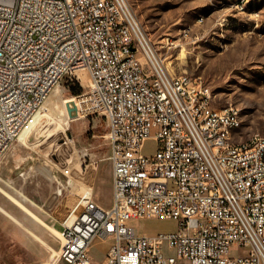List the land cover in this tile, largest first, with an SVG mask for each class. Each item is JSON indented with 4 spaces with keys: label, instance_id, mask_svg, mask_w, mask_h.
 <instances>
[{
    "label": "built area",
    "instance_id": "built-area-1",
    "mask_svg": "<svg viewBox=\"0 0 264 264\" xmlns=\"http://www.w3.org/2000/svg\"><path fill=\"white\" fill-rule=\"evenodd\" d=\"M64 1L91 44L88 63L49 2L0 0V156L33 130L63 81H78L86 114L107 122L111 204H98L83 181L89 192L61 222L66 243L51 264H96V239L108 243L102 264H264V135L236 141V107H214L208 86L171 71L129 0ZM148 140L152 154L142 152ZM142 218L177 226L138 233L131 222Z\"/></svg>",
    "mask_w": 264,
    "mask_h": 264
},
{
    "label": "rangeland",
    "instance_id": "rangeland-1",
    "mask_svg": "<svg viewBox=\"0 0 264 264\" xmlns=\"http://www.w3.org/2000/svg\"><path fill=\"white\" fill-rule=\"evenodd\" d=\"M129 1L171 71L208 86L214 107L239 109L236 141L264 135V0ZM78 78L86 86L85 67H79ZM77 96L61 82L42 105L43 114L26 141L14 140L0 156V203L19 210L15 216L0 206V264H49L56 259L62 243L56 231L81 200L83 181L92 184L98 204H111L106 118L101 112L83 114L85 97ZM67 102L80 103L83 110L69 118ZM154 150L155 142L144 143V154ZM66 167L71 168L70 177L61 172ZM131 223L138 233L167 232L177 226L161 218ZM107 248L106 241L94 240L90 255L96 264H102Z\"/></svg>",
    "mask_w": 264,
    "mask_h": 264
},
{
    "label": "bare ground",
    "instance_id": "bare-ground-1",
    "mask_svg": "<svg viewBox=\"0 0 264 264\" xmlns=\"http://www.w3.org/2000/svg\"><path fill=\"white\" fill-rule=\"evenodd\" d=\"M41 1L49 2L50 5H52L55 8H57L60 13L64 14V16H66L67 27H68V29H71L73 31V33H74L75 45L77 47H81V49H82L81 61H82V63H88V58H91V44L88 41V39L83 38V34H81V25L77 21V17H75V15L73 14L72 8L64 0H41ZM85 108H86V111L83 114H86L88 111H90V109L88 108V105L86 103H85ZM41 114H43V113H41L39 111L37 117L39 118L41 116ZM234 124L235 125H240L241 124V118H240V113H239V109L238 108H236V114H234ZM27 132L28 131L21 132L15 140L19 139V140H22L23 142H25L26 139H27ZM80 184H81L80 185L81 188L83 189L82 190L83 192H89V188L86 187V185L84 183H80ZM8 197L12 201H14L16 204H18V206L20 208H22L25 212H27L30 216H32V218H34L36 221L41 222L40 218L36 214H34L30 209H28L22 203L17 201L15 198H13L11 196H8ZM80 202L81 201H78L77 204H80ZM77 204L73 207L71 213L63 220L64 222L69 223L76 216L75 210L77 208ZM14 220H15L16 223L20 224V222L17 219H14ZM56 232L59 233L58 236L62 240L61 241L62 243H61L60 246H65L66 233H61L60 230H57ZM59 256H60V249L58 251L57 258H59ZM57 258L54 259L53 261L57 260ZM53 261H51L49 264H51Z\"/></svg>",
    "mask_w": 264,
    "mask_h": 264
},
{
    "label": "water",
    "instance_id": "water-1",
    "mask_svg": "<svg viewBox=\"0 0 264 264\" xmlns=\"http://www.w3.org/2000/svg\"><path fill=\"white\" fill-rule=\"evenodd\" d=\"M65 108L69 118L77 116V105L75 102H67Z\"/></svg>",
    "mask_w": 264,
    "mask_h": 264
},
{
    "label": "trees",
    "instance_id": "trees-1",
    "mask_svg": "<svg viewBox=\"0 0 264 264\" xmlns=\"http://www.w3.org/2000/svg\"><path fill=\"white\" fill-rule=\"evenodd\" d=\"M69 90L71 91V93L73 95H78L82 92V88L80 87V85L78 83H74L70 86Z\"/></svg>",
    "mask_w": 264,
    "mask_h": 264
},
{
    "label": "crops",
    "instance_id": "crops-1",
    "mask_svg": "<svg viewBox=\"0 0 264 264\" xmlns=\"http://www.w3.org/2000/svg\"><path fill=\"white\" fill-rule=\"evenodd\" d=\"M0 206H1L2 208H4V209L8 210L10 213L14 214L15 216H18V211H19V210L17 211V210H15V208H11V207H9V206L3 204V203H0ZM14 215H13V216H14ZM59 226H60V228H61V226H62L61 222H60ZM60 228H59V229H60ZM59 229H58V230H59Z\"/></svg>",
    "mask_w": 264,
    "mask_h": 264
}]
</instances>
